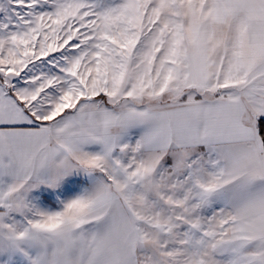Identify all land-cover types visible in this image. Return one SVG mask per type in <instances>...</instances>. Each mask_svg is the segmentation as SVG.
<instances>
[{"label":"snow or ice","instance_id":"snow-or-ice-1","mask_svg":"<svg viewBox=\"0 0 264 264\" xmlns=\"http://www.w3.org/2000/svg\"><path fill=\"white\" fill-rule=\"evenodd\" d=\"M0 264H264V0H0Z\"/></svg>","mask_w":264,"mask_h":264}]
</instances>
